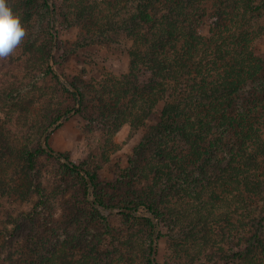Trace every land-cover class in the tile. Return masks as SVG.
Returning <instances> with one entry per match:
<instances>
[{
    "label": "trees",
    "instance_id": "16d2710c",
    "mask_svg": "<svg viewBox=\"0 0 264 264\" xmlns=\"http://www.w3.org/2000/svg\"><path fill=\"white\" fill-rule=\"evenodd\" d=\"M43 1L48 7L49 0ZM53 1L55 12L57 2H67L71 12L67 23L78 27L81 36L87 31L89 41L120 44L115 38L120 35L131 42L126 51L129 72L100 84L92 96L74 85L72 91L55 68L48 66L46 75L79 105L57 120L69 121L76 109L89 122L98 118L109 131H117L127 117L133 119L137 109L147 118L159 106V120L146 126L132 172L125 174L121 187L147 182L157 197L177 198L176 192L180 194L184 187L189 198L210 192L207 202L222 209L218 218L224 221L230 211L237 216L238 234L233 238L237 244H221L223 254L219 256L211 249L200 263L264 264V57L252 47L256 31L249 30L251 17L263 13L264 0ZM83 46L79 39L76 49ZM123 99L130 106L122 105ZM42 155L63 160L68 172L81 175L84 171L65 154L42 146L17 150L0 135V198L7 193L29 197L31 178ZM87 174L90 181L83 178L86 196L94 194L88 192L89 186L96 188L98 180L96 171ZM34 192L40 197L36 207L45 205L43 187L36 186ZM233 196L241 205L234 210L229 202ZM136 200L143 203L139 217L160 238L163 212L155 202ZM86 203L92 210L106 205L98 196ZM148 213L159 221L155 223ZM202 226L197 221L194 231L200 234ZM187 232L183 230L181 237ZM40 243L34 237L28 240L26 249L34 260L29 258L24 264H49L51 258L43 257ZM202 243L201 239L195 246ZM231 245L236 250H230ZM152 255L151 247L147 264H157ZM56 264L71 262L59 259Z\"/></svg>",
    "mask_w": 264,
    "mask_h": 264
},
{
    "label": "rangeland",
    "instance_id": "374dc122",
    "mask_svg": "<svg viewBox=\"0 0 264 264\" xmlns=\"http://www.w3.org/2000/svg\"><path fill=\"white\" fill-rule=\"evenodd\" d=\"M8 3L21 16L26 34L12 54L0 58V135L17 150L42 146L65 154L84 171L81 175L68 172L63 160L42 155L31 178L33 192L29 197L21 199L7 193L0 198V264L34 260L26 249L33 237L41 240L39 250L45 259L51 258L49 264H56L59 259L71 264H147L151 247V257L157 264H201L211 249L219 256L223 254V249L219 250L221 244L227 241L237 244L233 239L238 234L237 216L230 211L224 221L218 218L222 209L207 202L210 192L189 198L184 187L180 194L176 192L177 198L157 197L147 182L121 187L125 174L132 172L136 150L147 133L146 126L159 120V106L150 112L148 119L142 118L137 109L133 119L127 117L128 121L117 131H109L98 118L95 123L89 122L77 115L76 109L69 114V121L64 117L57 120L76 103L46 75L48 66L55 68L72 91L74 85L92 96L100 84L129 72L126 51L131 42L120 35H115L120 44L89 41L87 31L81 36L78 27L67 23L71 16L67 2H57L56 12L53 0H49L48 7L43 0H8ZM251 18L249 30L257 34L252 47L258 56L264 57V11ZM79 39L84 46L76 49ZM121 103L130 106L128 99ZM95 171L96 188L89 186L88 190L94 194L86 196L83 178L88 179L87 173ZM39 185L44 189L45 205L37 208L40 197L34 189ZM96 196L106 205L92 210L86 201ZM136 198L155 202L163 212L160 238L139 217L143 203ZM229 202L233 210L241 206L235 196ZM129 207L135 209H125ZM29 215H33L32 220ZM147 217L153 215L148 213ZM158 221L154 219L155 223ZM197 221L203 223L200 234L199 230L194 231ZM183 230L189 231L190 236L186 233V237H181ZM201 239L203 243L195 246ZM230 250L236 248L231 245Z\"/></svg>",
    "mask_w": 264,
    "mask_h": 264
},
{
    "label": "clouds",
    "instance_id": "9594fccd",
    "mask_svg": "<svg viewBox=\"0 0 264 264\" xmlns=\"http://www.w3.org/2000/svg\"><path fill=\"white\" fill-rule=\"evenodd\" d=\"M25 34L19 13L13 11L8 0H0V58L12 54Z\"/></svg>",
    "mask_w": 264,
    "mask_h": 264
},
{
    "label": "water",
    "instance_id": "95a60500",
    "mask_svg": "<svg viewBox=\"0 0 264 264\" xmlns=\"http://www.w3.org/2000/svg\"><path fill=\"white\" fill-rule=\"evenodd\" d=\"M46 140H47V137L44 138V141H46ZM46 150H47V151H51L50 148H46ZM88 181H90L89 178H88ZM124 211H127V210H124ZM155 249H156V246L154 247V250H155Z\"/></svg>",
    "mask_w": 264,
    "mask_h": 264
}]
</instances>
